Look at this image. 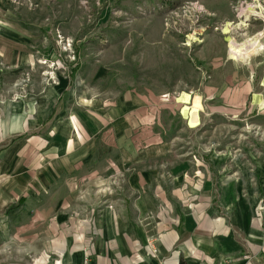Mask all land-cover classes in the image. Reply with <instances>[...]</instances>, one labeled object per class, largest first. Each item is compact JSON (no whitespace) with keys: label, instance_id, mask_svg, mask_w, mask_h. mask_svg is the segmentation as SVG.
<instances>
[{"label":"crops","instance_id":"1","mask_svg":"<svg viewBox=\"0 0 264 264\" xmlns=\"http://www.w3.org/2000/svg\"><path fill=\"white\" fill-rule=\"evenodd\" d=\"M15 31L0 32L5 62L81 60V48L71 51L70 39L62 50L38 55L41 39ZM201 67L209 81L183 93L175 106L203 117L213 101V110L225 116L251 101L253 117L264 115L263 81L249 84L254 71L245 75L222 57ZM80 72H62L42 98L4 107L0 262L9 250L38 264H264L262 169L227 168L225 152L218 166L195 156V166H148V158L165 153L161 136L147 134L163 105L141 96L169 93L130 90L116 101L98 99L78 82ZM195 96L200 110L192 107ZM150 145L157 151L149 153Z\"/></svg>","mask_w":264,"mask_h":264},{"label":"rangeland","instance_id":"2","mask_svg":"<svg viewBox=\"0 0 264 264\" xmlns=\"http://www.w3.org/2000/svg\"><path fill=\"white\" fill-rule=\"evenodd\" d=\"M191 1L211 15L194 22V14H170ZM238 9L246 20L237 16ZM251 13L255 16L247 20ZM4 27L16 30L19 38L41 39L38 55L51 48L62 50V43L65 46L70 39L71 51L76 45L81 48V60L65 63L60 58L52 64L46 59L30 63L28 58L18 66L5 62L0 53V117L7 103L42 98L62 72L67 75L80 67L78 82L98 99L116 101L130 90L169 93L141 96L163 105L147 134L161 136L159 151L165 153L148 158V166L162 161L167 167L195 166L193 156L205 165L218 166L223 160L217 157L225 152L227 168L262 169L264 178V115L253 117L251 101L244 108L227 109L225 116L218 115L209 101L211 110L207 108L203 117L174 103L209 81L201 63L210 57L227 59L245 75L254 71L249 80L252 88L264 84V0H0V32ZM26 54L31 60L35 56L29 49ZM103 69L110 73L102 74ZM193 102V108H202L198 96ZM4 145L0 143V148ZM150 146L149 153L157 151ZM6 253L8 259L0 264H38L30 256Z\"/></svg>","mask_w":264,"mask_h":264},{"label":"built area","instance_id":"3","mask_svg":"<svg viewBox=\"0 0 264 264\" xmlns=\"http://www.w3.org/2000/svg\"><path fill=\"white\" fill-rule=\"evenodd\" d=\"M177 11H181L183 12V14L188 17L192 14L195 15L194 17V22H198L199 18H201V16H210L211 14L208 13L205 8L203 7L202 4H200L197 1H191V2H185L183 3L181 6L170 10V14L171 15H177L176 13H178ZM237 16H239L240 18H243L244 20H246L244 17L240 16V11L239 9L237 10ZM255 16V14H249L247 17V20L250 19V17ZM188 36V35H187ZM191 36V34H190ZM188 41V40H187ZM148 245L152 251V253L156 256V249L153 246V241L148 242ZM84 264H88L87 260L84 261Z\"/></svg>","mask_w":264,"mask_h":264},{"label":"bare ground","instance_id":"4","mask_svg":"<svg viewBox=\"0 0 264 264\" xmlns=\"http://www.w3.org/2000/svg\"><path fill=\"white\" fill-rule=\"evenodd\" d=\"M252 14V13H251ZM249 14H247L246 16H248ZM238 50V49H237ZM241 51V50H240ZM249 52V51H248ZM232 54H234V53H232ZM236 55V54H235ZM234 56V55H233ZM244 57V56H243Z\"/></svg>","mask_w":264,"mask_h":264}]
</instances>
